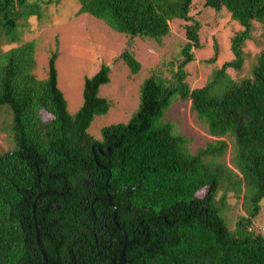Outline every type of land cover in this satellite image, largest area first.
Returning <instances> with one entry per match:
<instances>
[{"label":"trees","instance_id":"16d2710c","mask_svg":"<svg viewBox=\"0 0 264 264\" xmlns=\"http://www.w3.org/2000/svg\"><path fill=\"white\" fill-rule=\"evenodd\" d=\"M57 1L0 0V108L9 110L14 142L0 153V264H42L39 246L47 264H118L122 232L130 242L124 264H264L263 229L253 223L264 199V44L248 76L227 73L242 69L245 43L264 26V0H77V14L128 38L160 43L174 21L189 23L177 69L168 79L146 78L136 113L103 127L100 139L87 130L110 108L98 96L109 81L107 65L84 78L72 116L57 86L56 53L40 80L32 41L1 48L21 41V25L42 16L41 4ZM196 2L241 29L230 39L233 59L191 89L185 67L200 48V23L191 17ZM213 49L206 62L216 61L215 43ZM119 58L132 75L139 72L132 53ZM175 98L191 102L215 141L188 149L163 120ZM228 143L237 173L220 161ZM231 192L246 208L233 231L223 215Z\"/></svg>","mask_w":264,"mask_h":264},{"label":"rangeland","instance_id":"374dc122","mask_svg":"<svg viewBox=\"0 0 264 264\" xmlns=\"http://www.w3.org/2000/svg\"><path fill=\"white\" fill-rule=\"evenodd\" d=\"M45 1V0H30ZM42 16H32L23 22L19 31L21 41L17 44L2 46L6 51L11 47L32 41L35 44L34 57L36 61L33 73L37 79H46L51 53H56L55 68L57 71V86L62 92L70 115L80 109L84 78L93 76L101 65H107L109 81L98 89V96L110 102V108L104 115H98L90 124L87 132L94 139L101 138V129L115 124H126L136 113L140 90L143 81L156 74L164 79L176 70L179 54L186 43L183 25L189 24L174 21L170 34L160 43L152 40L128 38L111 30L103 21L89 14H77V0H58L51 5L41 4ZM191 17L200 23V48L193 50L194 60L185 67L186 82L191 89L205 85L212 72L219 69L223 63L233 59L230 51V39L240 30V26L231 21L228 14H218L204 8L202 3H195ZM264 26L256 25L252 38L245 43V61L242 69L227 73L233 79L249 75V68L264 44ZM214 43L218 47L217 59L214 63L206 62L214 54ZM129 51L139 61L141 67L137 74L132 75L128 67L119 58L122 52ZM163 120L171 121L174 132L182 135L188 149L195 153L208 143L216 140L211 137L206 126L200 122L191 110V102L175 98L166 111ZM11 116L7 107L0 108V153L14 149L11 136ZM229 144V143H228ZM232 146L220 161L225 166L234 169L232 164ZM221 193L217 195L220 199ZM260 214L253 221L256 231L263 229L264 234V199ZM226 225L230 231L241 215H246L242 195L229 193L223 210Z\"/></svg>","mask_w":264,"mask_h":264},{"label":"water","instance_id":"95a60500","mask_svg":"<svg viewBox=\"0 0 264 264\" xmlns=\"http://www.w3.org/2000/svg\"><path fill=\"white\" fill-rule=\"evenodd\" d=\"M115 213H116V210H115ZM115 215L116 214H114V218H115ZM114 224L117 226V224H116V222H114ZM117 228H118V226H117ZM119 229V228H118ZM121 231V230H120ZM122 232V231H121ZM122 234H123V237H124V243H123V247H122V249H121V251H120V254H119V258H118V264H124V253H125V250H126V248L128 247V245L130 244V242L128 241V239H127V237H126V235L124 234V232H122ZM37 244H38V242H37ZM39 245V244H38ZM39 249H40V251H41V255H42V264H47V262H46V259L44 258V255H43V253H42V249H41V247L39 246Z\"/></svg>","mask_w":264,"mask_h":264}]
</instances>
